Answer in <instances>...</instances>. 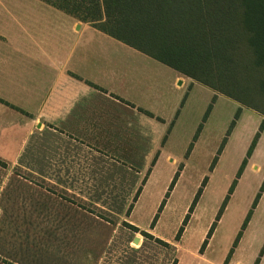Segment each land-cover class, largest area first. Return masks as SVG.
<instances>
[{"label":"crops","instance_id":"obj_1","mask_svg":"<svg viewBox=\"0 0 264 264\" xmlns=\"http://www.w3.org/2000/svg\"><path fill=\"white\" fill-rule=\"evenodd\" d=\"M42 4L0 0V264H119L121 194L166 155L185 75Z\"/></svg>","mask_w":264,"mask_h":264},{"label":"rangeland","instance_id":"obj_2","mask_svg":"<svg viewBox=\"0 0 264 264\" xmlns=\"http://www.w3.org/2000/svg\"><path fill=\"white\" fill-rule=\"evenodd\" d=\"M45 4L42 6L48 7ZM164 68L169 76L174 75L172 69ZM182 82L184 104L167 142L166 155L143 185L144 176L140 178L136 190L141 187V191L136 200V191L121 194L122 205L129 198L128 207L135 206L131 214L122 211L117 225L119 264H225L231 248L227 264H254L256 258L258 264H264V114L191 77L185 76ZM168 94L171 101V90ZM253 140L254 147L247 155ZM243 159L245 165L238 174ZM176 171L178 176L169 189ZM197 191L199 195L189 211ZM161 201L164 204L158 211ZM247 213L248 220L242 226ZM128 217L166 245L123 225ZM96 230L99 237L105 236L103 228ZM133 236L138 237L136 242ZM141 236L146 239L143 243Z\"/></svg>","mask_w":264,"mask_h":264},{"label":"trees","instance_id":"obj_3","mask_svg":"<svg viewBox=\"0 0 264 264\" xmlns=\"http://www.w3.org/2000/svg\"><path fill=\"white\" fill-rule=\"evenodd\" d=\"M41 1L90 23L179 73L264 114V0ZM210 106L211 104L207 110ZM232 123L227 134L230 133ZM254 141L250 144L247 155H250ZM0 164L3 163L0 161ZM244 165L245 159L238 174ZM177 176L178 171L175 172L169 189ZM232 187L233 184L230 186L231 190ZM138 193L139 191L135 193L133 200H136ZM198 195L199 191L195 194L189 211ZM163 204L164 201H161L158 211ZM224 204L217 212L216 219ZM131 207L132 204L127 212ZM248 215L249 213L242 226L246 224ZM156 218L157 213L151 225ZM214 224L215 221L210 225L207 237L212 233ZM123 225L139 231L137 226L126 221H123ZM180 230L181 227L178 232ZM140 232L144 237L166 245L164 240L149 232ZM240 233H237L235 243ZM206 242V239L203 240L200 249ZM231 251L232 248L224 260L225 264ZM258 262L259 258H256L254 264Z\"/></svg>","mask_w":264,"mask_h":264},{"label":"water","instance_id":"obj_4","mask_svg":"<svg viewBox=\"0 0 264 264\" xmlns=\"http://www.w3.org/2000/svg\"><path fill=\"white\" fill-rule=\"evenodd\" d=\"M137 240H138V237H136L134 241L136 242Z\"/></svg>","mask_w":264,"mask_h":264}]
</instances>
